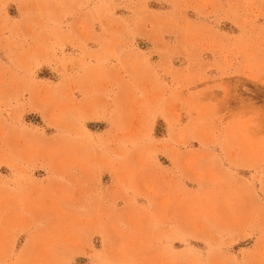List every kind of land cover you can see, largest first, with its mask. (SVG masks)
Here are the masks:
<instances>
[{"label":"rangeland","instance_id":"1","mask_svg":"<svg viewBox=\"0 0 264 264\" xmlns=\"http://www.w3.org/2000/svg\"><path fill=\"white\" fill-rule=\"evenodd\" d=\"M0 264H264V0H0Z\"/></svg>","mask_w":264,"mask_h":264},{"label":"crops","instance_id":"2","mask_svg":"<svg viewBox=\"0 0 264 264\" xmlns=\"http://www.w3.org/2000/svg\"><path fill=\"white\" fill-rule=\"evenodd\" d=\"M115 174L114 173H112V180H113V184H114V182H115ZM186 186V185H185ZM187 188H188V186H186ZM181 188L182 189H184V186L181 184Z\"/></svg>","mask_w":264,"mask_h":264}]
</instances>
